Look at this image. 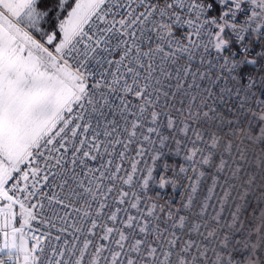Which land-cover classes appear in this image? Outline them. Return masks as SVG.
Here are the masks:
<instances>
[{
	"label": "snow or ice",
	"instance_id": "snow-or-ice-1",
	"mask_svg": "<svg viewBox=\"0 0 264 264\" xmlns=\"http://www.w3.org/2000/svg\"><path fill=\"white\" fill-rule=\"evenodd\" d=\"M0 264H264V0H0Z\"/></svg>",
	"mask_w": 264,
	"mask_h": 264
}]
</instances>
